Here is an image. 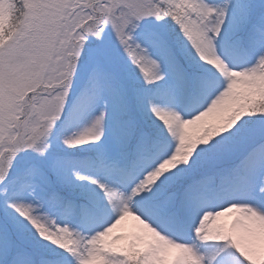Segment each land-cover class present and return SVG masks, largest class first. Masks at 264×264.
Listing matches in <instances>:
<instances>
[{
    "label": "snow or ice",
    "instance_id": "obj_1",
    "mask_svg": "<svg viewBox=\"0 0 264 264\" xmlns=\"http://www.w3.org/2000/svg\"><path fill=\"white\" fill-rule=\"evenodd\" d=\"M0 264H264V0H0Z\"/></svg>",
    "mask_w": 264,
    "mask_h": 264
}]
</instances>
